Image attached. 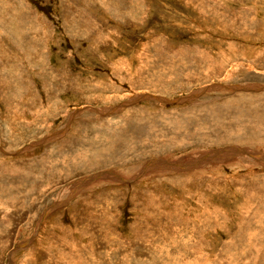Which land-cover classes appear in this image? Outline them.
Here are the masks:
<instances>
[{"label":"rangeland","instance_id":"obj_1","mask_svg":"<svg viewBox=\"0 0 264 264\" xmlns=\"http://www.w3.org/2000/svg\"><path fill=\"white\" fill-rule=\"evenodd\" d=\"M0 264H264V0H0Z\"/></svg>","mask_w":264,"mask_h":264},{"label":"water","instance_id":"obj_2","mask_svg":"<svg viewBox=\"0 0 264 264\" xmlns=\"http://www.w3.org/2000/svg\"><path fill=\"white\" fill-rule=\"evenodd\" d=\"M166 101H167L168 103H176V102H178V101H171V100H167V99H166ZM79 112H82V111H78V112H76V113H79ZM100 175H101V174H100ZM100 175H99V176H100Z\"/></svg>","mask_w":264,"mask_h":264},{"label":"bare ground","instance_id":"obj_3","mask_svg":"<svg viewBox=\"0 0 264 264\" xmlns=\"http://www.w3.org/2000/svg\"><path fill=\"white\" fill-rule=\"evenodd\" d=\"M254 234V233H253Z\"/></svg>","mask_w":264,"mask_h":264}]
</instances>
